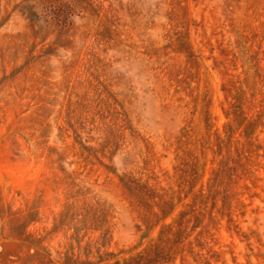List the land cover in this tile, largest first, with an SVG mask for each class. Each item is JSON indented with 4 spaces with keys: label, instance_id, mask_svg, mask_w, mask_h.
Here are the masks:
<instances>
[{
    "label": "rangeland",
    "instance_id": "374dc122",
    "mask_svg": "<svg viewBox=\"0 0 264 264\" xmlns=\"http://www.w3.org/2000/svg\"><path fill=\"white\" fill-rule=\"evenodd\" d=\"M0 264H264V0H0Z\"/></svg>",
    "mask_w": 264,
    "mask_h": 264
}]
</instances>
